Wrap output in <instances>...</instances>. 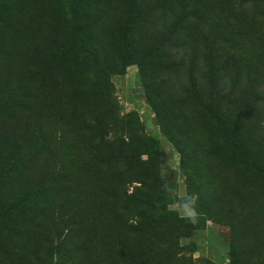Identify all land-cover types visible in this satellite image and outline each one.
I'll list each match as a JSON object with an SVG mask.
<instances>
[{
    "label": "rangeland",
    "instance_id": "374dc122",
    "mask_svg": "<svg viewBox=\"0 0 264 264\" xmlns=\"http://www.w3.org/2000/svg\"><path fill=\"white\" fill-rule=\"evenodd\" d=\"M88 263L264 264V0H0V264Z\"/></svg>",
    "mask_w": 264,
    "mask_h": 264
},
{
    "label": "trees",
    "instance_id": "16d2710c",
    "mask_svg": "<svg viewBox=\"0 0 264 264\" xmlns=\"http://www.w3.org/2000/svg\"><path fill=\"white\" fill-rule=\"evenodd\" d=\"M29 18V17H28ZM57 176L59 177L60 181L64 186L67 185V189H71V184H72V178H71V171L70 170H60L57 172ZM70 191V190H69ZM72 221L71 223L74 225L73 228L69 229L72 235H74L75 240L73 241V245H78L80 243V238H81V224L80 220L77 217V214L71 215L70 218ZM74 232V233H73ZM89 239L87 242H83L82 247L77 248L80 251H87V245L89 243ZM90 264V263H88Z\"/></svg>",
    "mask_w": 264,
    "mask_h": 264
}]
</instances>
